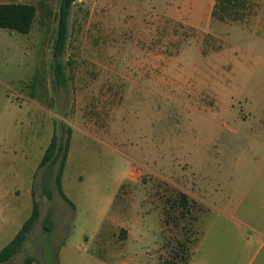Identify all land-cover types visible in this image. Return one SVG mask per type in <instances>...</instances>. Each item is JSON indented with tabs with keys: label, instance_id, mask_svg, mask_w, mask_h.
<instances>
[{
	"label": "rangeland",
	"instance_id": "obj_1",
	"mask_svg": "<svg viewBox=\"0 0 264 264\" xmlns=\"http://www.w3.org/2000/svg\"><path fill=\"white\" fill-rule=\"evenodd\" d=\"M25 1L31 30L0 28V249L39 218L2 264H264V0H76L64 84L59 0Z\"/></svg>",
	"mask_w": 264,
	"mask_h": 264
},
{
	"label": "trees",
	"instance_id": "obj_2",
	"mask_svg": "<svg viewBox=\"0 0 264 264\" xmlns=\"http://www.w3.org/2000/svg\"><path fill=\"white\" fill-rule=\"evenodd\" d=\"M76 0H59V5L56 14L57 30L56 38L53 47V55L56 60L55 77L59 84H64V74L61 64L58 62L61 57L68 35V19L70 16L71 6ZM36 16V7L30 4H0V28L15 31L21 34H27L32 27V23ZM70 132V131H69ZM69 146V136L63 145L58 144L53 136L50 143L46 147L42 159L39 163V168L47 164H58V170L55 177V186L62 199L71 205L70 201L65 197L61 190V178L67 158ZM178 207L180 215L185 217L189 212L188 198L184 194L178 197ZM39 218V209L36 201H33L32 211L29 218L23 223L19 231L15 234L12 240L0 249V264L8 262L12 259L24 245L29 232ZM43 228L45 232L51 231V220L48 214L43 220ZM35 259L31 256L26 257L20 264H32ZM187 262V259H186ZM166 264H178L175 261L167 262Z\"/></svg>",
	"mask_w": 264,
	"mask_h": 264
},
{
	"label": "crops",
	"instance_id": "obj_3",
	"mask_svg": "<svg viewBox=\"0 0 264 264\" xmlns=\"http://www.w3.org/2000/svg\"><path fill=\"white\" fill-rule=\"evenodd\" d=\"M0 4H29L25 0H0Z\"/></svg>",
	"mask_w": 264,
	"mask_h": 264
}]
</instances>
